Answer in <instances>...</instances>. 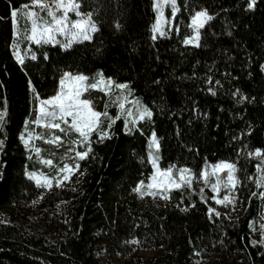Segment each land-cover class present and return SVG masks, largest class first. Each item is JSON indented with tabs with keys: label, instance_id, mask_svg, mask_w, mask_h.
Segmentation results:
<instances>
[{
	"label": "trees",
	"instance_id": "16d2710c",
	"mask_svg": "<svg viewBox=\"0 0 264 264\" xmlns=\"http://www.w3.org/2000/svg\"><path fill=\"white\" fill-rule=\"evenodd\" d=\"M30 1L0 0V111L7 109L0 132V264H109L103 254L128 256L132 241L156 249L144 264H195L213 254L215 264H264V244L251 243L260 241L254 223L264 213V187L257 184L264 158L249 155L264 153V0L253 8L250 0H178L172 32L155 38L154 0H79L98 25L92 38L69 48L35 44L36 59L27 54L21 64L15 22L26 27L20 15ZM200 9L212 19L197 47L184 41ZM67 71L126 83L152 113L130 130L121 117L103 119L110 139L93 133L88 157L75 159L73 181L46 191L29 175L41 164L22 133L35 118L37 97L57 93ZM85 96L98 111L116 113L105 92ZM153 133L162 167H188L200 176L206 164L233 162L236 213L222 206L219 216L210 214L217 204L207 189L173 188L163 203L141 198L134 189L153 172ZM43 194L35 229L21 215ZM126 264L143 263L132 257Z\"/></svg>",
	"mask_w": 264,
	"mask_h": 264
},
{
	"label": "snow or ice",
	"instance_id": "6c2138e0",
	"mask_svg": "<svg viewBox=\"0 0 264 264\" xmlns=\"http://www.w3.org/2000/svg\"><path fill=\"white\" fill-rule=\"evenodd\" d=\"M172 3L174 5V0H157L156 8L162 9L165 4ZM256 0H251L249 3V8L255 7ZM24 8L29 9L22 13V17L26 22L30 21V35H25L24 39L34 41L36 44L41 43H58L52 35L53 32H58L61 34H66L70 32L71 38L64 43L65 48L72 46L73 42L90 40L92 37L90 33L97 31L95 23L92 21L91 14H85L80 12V4L78 0H51V3H46L45 0H31L30 5H24ZM41 12L46 13L48 17L51 18V22L44 21L43 17L40 15ZM60 13V15H57ZM72 13L76 16L81 17L78 20L72 21L69 14ZM17 11H13L11 15L15 18L17 16ZM212 16H210L206 11L196 12L191 21V27L195 31V36L190 37L186 41V44H194L199 47L200 39V29L204 28L207 21H210ZM164 23L163 13L161 12V19L157 21L156 25L153 27V32L159 33L161 36L165 35L161 31V26ZM70 25V27H69ZM19 35V33H18ZM155 38V37H153ZM16 59L23 64L24 57L16 53ZM31 59L35 60L36 57L33 55ZM113 81L108 79L105 80L103 74H99L95 82H88V77L84 75H75L71 73H65L64 76L59 81V90L57 93L47 100L40 101L38 116L34 123L37 126H43L47 129H55L60 133L68 135L69 133L78 134L77 139L72 141V144L85 146L83 152L76 151L74 159L84 160L88 157L89 153L92 151L91 148V136L96 133L99 141L104 139H110V136L106 130L101 128L103 119H108L111 123H115L109 117L108 112L105 110L103 112L96 111L93 107V102L91 99H84V93L90 90H99L105 92V94H110L113 86ZM103 86V87H102ZM128 86L126 84H116L117 89H126ZM35 91V90H33ZM214 94V93H213ZM123 99H126L124 97ZM114 102H118V106L121 110L124 109L125 105L121 100V96H116ZM107 107V106H106ZM131 115V112H128ZM7 116V109L0 111V132L3 131L5 118ZM145 116L151 117V112L145 110L140 119H144ZM118 118V117H117ZM64 125L65 127H62ZM110 127V125H109ZM42 138V137H37ZM31 139V137L29 138ZM29 141H25L28 143ZM47 143L54 145H61L63 140L61 136L52 133L51 138L46 141ZM3 144V140H0V145ZM157 150L159 148V143L156 139L155 134L152 135L151 145ZM39 153V149H36ZM71 151V150H70ZM249 155H255L256 157L264 156L260 150L255 153H249ZM158 157L153 156L152 164L155 168L154 174L151 176V183L145 185L143 181L140 182L139 187L135 188L134 191L137 192L141 198L144 196H161L163 199H170L169 195L166 193L170 192L173 188H181L185 185L191 188L192 180L194 179L191 170L182 168L177 171V175L174 176V167H169L166 170H161L157 164ZM44 163L51 165L52 161L47 160ZM264 163V161H262ZM211 173H209L206 168L201 174L200 178L204 182L208 183V176L211 174L216 177L214 183L211 184L212 191L219 194L221 183L225 189L229 192H233L239 180L236 178V166L233 163L220 162L218 164L212 165ZM79 170V164L69 165L64 164L63 167L59 168V173L62 174L59 178L54 177L56 181V186L60 187L63 185L64 181L70 180L71 175ZM227 171L226 181H221L219 173ZM259 171H264V169L258 168ZM32 179L36 181V184L41 187L51 188L53 185V179L44 177L32 176ZM258 187H264V177L261 181L257 182ZM203 191V190H201ZM255 195V193H253ZM261 197L264 198V193H261ZM216 199V197H213ZM236 200L235 196L225 195L223 199H216L218 204L224 206L234 205ZM215 212V209H209V213ZM217 216L220 215L219 212H215ZM264 228V224L261 225ZM132 243H138V241H132ZM253 246L257 244H264V240L252 241Z\"/></svg>",
	"mask_w": 264,
	"mask_h": 264
},
{
	"label": "rangeland",
	"instance_id": "374dc122",
	"mask_svg": "<svg viewBox=\"0 0 264 264\" xmlns=\"http://www.w3.org/2000/svg\"><path fill=\"white\" fill-rule=\"evenodd\" d=\"M45 2L46 3H51V0H45ZM78 2H79V0H78ZM250 3H251V0H250ZM30 4H31V1L29 3H26L25 5H30ZM156 4H157V0H154V6H155V9H156V18H155V21L153 23V27H154V25H156L157 21L161 19V12H162L163 13L164 23L161 26V31H163L165 33V35H168V34H170L172 32V30L174 28L175 17L177 15L178 9H179L178 8V0H174V5L172 3L165 4L162 9H157L156 8ZM28 10L29 9L23 7L22 10H21V13L26 12ZM79 10H80V12L85 13V14L90 13V12L82 11L81 8ZM199 11H206V10L205 9H200V10H197L196 12H199ZM90 14H91L92 21L95 23L96 29H98V25H97L95 19L93 18L92 13H90ZM40 15L43 17L44 21L51 22V18L48 17L46 15V13L41 12ZM57 15H60V13H57ZM69 16H70V19L72 21H75V20H78V19L81 18V17L76 16V15H74L72 13H70ZM21 17H22V14L20 15V18ZM22 19H24V18L22 17ZM24 22H25V24H27V28L30 29V26H31L30 25V21L26 22V20L24 19ZM15 25H16V31H17V35L16 36L18 38L17 40L21 39L20 44L17 41L14 44L15 55H16L17 52H19V54L21 56H23V57L25 55H27V54L35 55L37 49L34 47V45L36 43L34 41H31V40H28V39H24L25 35H30V31H27L26 27H23L22 25H20V22H18L17 20L15 22ZM69 27H70V25H69ZM153 27H152V31H153ZM18 32H19V35H18ZM93 34H94V32L90 33L91 37L93 36ZM195 34L196 33L193 30L191 35L186 37V40L189 39L190 37L195 36ZM52 35L54 36L55 40L58 41V43H60L62 46H64V43L68 39L71 38L70 32H68L66 34L53 32ZM153 36L154 37H158V36H161V35L159 33L153 32ZM24 49H25V52H24ZM65 73H71L73 76H75V75H84V76L88 77V82H90V83L91 82H95V80L97 79V78L96 79H91L89 75L84 74V73H74V72H69V71H67ZM103 77L105 78V80L110 79V80H112L114 82L113 86H112V89H111V93L107 94V95L109 96V99H111L112 102L115 104V108H116V113L115 114L116 115L111 113V112H109L108 115L111 118L113 116L116 117V118L117 117L118 118L119 117L123 118L126 130H130L133 125H136L139 120H142V119H140V116L145 110H147V111L152 113V110H151L150 106L145 101H143V99L140 96L133 95L132 92L130 91L129 87H127L126 89H117V88H115L116 84H126V83H117V82L114 81V79H112L110 77H106L105 75H103ZM54 95L46 97V98L37 97L35 118L34 119H29L27 121L26 126L24 128V131L22 133V138H23L24 142L26 140L29 141L28 143H25V144L32 151V153L34 154L35 159L41 164L40 169L34 170V171H29V175L31 177L32 176H36V177H40L42 179L44 177H47L49 179H53L54 177L59 178L60 176H62V174L59 173L58 169L63 167L64 164H66V163L69 164V165H73L74 166L75 152L76 151L83 152L85 150V146L78 145V144H76V145L72 144V141L77 139L78 134L73 132V133H69L68 135H65L64 133H60L58 130L47 129V128L43 127V126H37L34 123L35 119L38 116V109H39L40 101L50 99ZM116 96H121V100H122V102L125 105L123 110H121L119 108L118 102H114ZM124 97H126V99H123ZM82 98L91 99V98L85 96V93H84V96ZM92 102H93V100H92ZM95 110L98 111L97 109H95ZM128 112H131L130 116L128 115ZM145 117H147V116H145ZM62 127H65V126L62 125ZM103 130H106L108 133H110L109 129H103ZM52 133H55V135L61 136V138L63 140V143L61 145L57 146V145L50 144V143L46 142L48 139L51 138ZM72 134H75V135H72ZM152 135L153 134H151L150 137H149V145H151ZM155 136H156V134H155ZM30 137H31V139H29ZM37 137H42V138H37ZM156 139L158 141L157 136H156ZM36 149L40 150L39 153H37ZM257 150H260V149H257ZM257 150H255L254 153ZM260 151L262 152V150H260ZM153 156L158 157L157 164H158V166H159V168L161 170H166V169L169 168V167H167V168L162 167V165L160 163V151H159V148L157 150L154 146H150L149 159H150L151 162H152ZM262 158H264V156H262ZM47 160H51L52 164L48 165V164L44 163V161H47ZM220 162L233 163V162L226 161V160H221V161H218V162H215V163H209V164L205 165L203 171L207 168L209 173H211V167L210 166L218 164ZM172 167H174V172H173L174 176L177 175V171L176 170H179V169H182V168H186V169L191 170L188 167H176V166H172ZM260 169H263V167L262 168L260 167ZM154 172H155V168L153 167V172L150 175L147 184L151 183V176L154 174ZM191 173L194 176V179L192 180V186L191 187L194 188L195 190L199 191V192H202L201 190H204V189L209 190V192H210L209 196L212 199H214L213 197H216V199H223V197L225 195L235 196L236 200H235L234 205H228V206H230L232 208L231 214H235L236 213V211L240 207V204H239V201H238V198H237V195H236V189L233 192L230 193L228 189L224 188L223 183H221L219 194H217V193L213 192L212 188H211V184L214 183L215 180H216L215 176H212L211 174H209L208 183L206 184L204 182V180L202 178H200V176H196L193 173L192 170H191ZM219 176H220L221 181H226V179H227V171L225 170L223 172H220ZM235 176L237 178L236 173H235ZM262 177H264V171H259V173H258V181H261ZM72 181H73V176L71 175L70 180H67V181H64V182H66V183L68 182L69 183V182H72ZM55 183H56V181H55V179H53L52 187L55 185ZM139 185H138V187H139ZM185 186H187V185H185ZM44 188L46 189V191H49L51 189V188H46V187H44ZM168 193H166V194L168 195ZM45 194L39 196L37 199H35L32 202H30L28 204V206H29L28 210L26 212H24V214H26V215H21V216H26V217H23V220H28V222H29V224H30V226L32 228L36 229L42 223L39 204L44 199ZM152 198L156 202H159V203H163L165 201V199H163L161 196H156V197H152ZM216 199H214V201H215V203L217 205L215 207H212V209H215V212L219 211L222 206L226 207V206H224L222 204H218L216 202ZM10 219L11 218L9 216L8 220H10ZM262 224H264V213H262L260 215V217L257 218L255 223H254V231H255L256 237L259 240H264V228H261ZM155 253H156V249L155 248L143 246V245L139 244V242H138V243H135L134 250L128 256H124V255H121L119 253L111 252V253H104L103 254V259L105 261H107L109 264H126L127 260L131 259L132 257H136L140 262H142L144 264V263L149 262L150 259L152 258V256ZM215 260H216V256H215V254H213L212 256H210L208 258L200 259V261L196 262L195 264H215Z\"/></svg>",
	"mask_w": 264,
	"mask_h": 264
}]
</instances>
